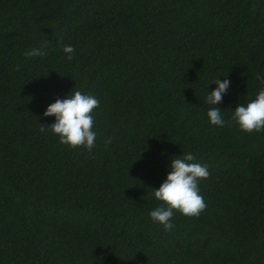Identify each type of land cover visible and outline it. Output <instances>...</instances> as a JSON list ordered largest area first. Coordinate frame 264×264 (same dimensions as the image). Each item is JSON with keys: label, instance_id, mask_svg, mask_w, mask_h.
<instances>
[{"label": "trees", "instance_id": "obj_1", "mask_svg": "<svg viewBox=\"0 0 264 264\" xmlns=\"http://www.w3.org/2000/svg\"><path fill=\"white\" fill-rule=\"evenodd\" d=\"M217 79L225 121L264 88V0H0V264H264V131L210 123ZM75 91L91 151L40 131ZM185 153L207 207L166 231L153 190Z\"/></svg>", "mask_w": 264, "mask_h": 264}, {"label": "clouds", "instance_id": "obj_2", "mask_svg": "<svg viewBox=\"0 0 264 264\" xmlns=\"http://www.w3.org/2000/svg\"><path fill=\"white\" fill-rule=\"evenodd\" d=\"M63 45L62 39L59 41ZM47 45L45 44V47ZM63 52L67 60L74 59L75 51L72 45H63ZM47 53L41 49H31L24 53L26 57H42ZM20 65L16 66V70ZM217 87L207 93L205 101L212 106L207 112L208 119L212 125L224 127L226 124L232 126L235 123L239 129L245 133L264 131V88H262L254 100L247 105L238 104L230 119L225 121L222 111L214 107L222 103L223 96L230 87L228 79H217L213 82ZM99 100L92 95L83 94L81 91L69 93L64 99H56L50 104L43 115L45 117H55V122L51 125H41L40 131H50L59 137L62 145L75 149L85 147L91 151L95 145L96 132L93 131V112L99 107ZM111 143V138L105 141V145ZM195 156L185 153L182 157L171 160L170 172L158 189L153 190V195L159 206L154 208L149 216L154 223L163 226L164 230L173 229L171 222L174 210L185 217H198L207 207L204 198L199 192V181L210 176L207 165L196 163Z\"/></svg>", "mask_w": 264, "mask_h": 264}]
</instances>
